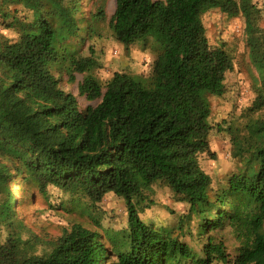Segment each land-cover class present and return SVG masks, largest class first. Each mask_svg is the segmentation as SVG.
<instances>
[{"label":"trees","instance_id":"trees-1","mask_svg":"<svg viewBox=\"0 0 264 264\" xmlns=\"http://www.w3.org/2000/svg\"><path fill=\"white\" fill-rule=\"evenodd\" d=\"M82 1L90 0H0V227L6 230L0 264H264L261 10L252 0H115L114 39L124 47L150 39L161 49L148 78L114 73L102 86L92 75L94 50L85 55L82 46L99 36L105 13L86 16ZM211 8L244 19L257 72L246 110L257 117L230 139L241 168L217 188L198 155L209 152L208 97L223 94L232 63L208 43L201 15ZM61 72L71 81L82 74L79 95L96 104L80 110L59 87ZM19 180L44 199L49 189L61 191L69 200L60 208H79L89 222L63 230L38 254L21 237L11 189ZM156 184L186 206L176 234L140 218ZM108 195L123 201L121 231L102 227L90 214ZM225 227L237 243L231 260L213 236ZM194 233L205 237L201 255L184 241Z\"/></svg>","mask_w":264,"mask_h":264},{"label":"rangeland","instance_id":"rangeland-1","mask_svg":"<svg viewBox=\"0 0 264 264\" xmlns=\"http://www.w3.org/2000/svg\"><path fill=\"white\" fill-rule=\"evenodd\" d=\"M252 1L261 10L258 25L264 33V0ZM82 4L86 16L99 9L105 13L104 21L97 24L99 36L85 40L82 46L85 55L88 47L94 50V58L98 62V67L92 71V75L100 84L104 86L114 73L148 78L153 61L161 49L160 46L147 39L144 42L124 47L114 39L109 22L114 12L115 0H90L82 1ZM201 22L209 45L212 48L225 50L232 63V70L226 74L224 79L223 94L219 97H208L210 105L209 152L198 155L200 167L210 176L213 186L217 188L225 186L229 176L241 168L239 159L232 158L230 139L237 132L234 129L241 128L248 118L257 117L256 114L246 113L256 95L257 72L249 60V50L244 34L245 23L241 16H229L219 9L211 8L201 15ZM1 33L7 38L15 37L11 32L1 31ZM56 77L59 80V87L76 98L80 110L96 104L79 95L78 86L82 82V74H74L72 81L64 72L57 74ZM242 132L243 130L240 133ZM11 189L18 201L17 217L24 226L21 237L23 240L34 243L38 254L49 249L51 243L61 236L63 230L70 229L75 224L89 222L86 217L80 215L79 208L74 209L72 205H68L66 209L60 208L61 202L69 200V197L57 189L48 190V199H44L36 187L26 185L20 180L16 185H12ZM146 194L148 200L145 204L149 205L143 209L140 218L157 229L173 228L176 234V222L185 213V204L177 201L166 187L158 184ZM86 207L88 205L85 202V209ZM89 210L92 217L96 218L104 228L116 232L126 227V212L121 199L108 195L101 203ZM213 236L216 241L222 239L231 260L234 256V248L237 246L231 230L225 227ZM5 237L6 230L0 227V243L5 240ZM204 240L205 237L198 238L196 233L191 238L187 236L184 238V241L199 255H201L200 245Z\"/></svg>","mask_w":264,"mask_h":264}]
</instances>
